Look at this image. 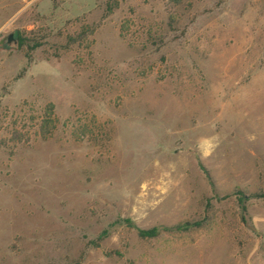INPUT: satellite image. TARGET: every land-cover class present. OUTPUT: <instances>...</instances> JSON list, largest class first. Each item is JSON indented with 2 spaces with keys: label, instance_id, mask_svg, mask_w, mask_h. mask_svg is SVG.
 Instances as JSON below:
<instances>
[{
  "label": "rangeland",
  "instance_id": "rangeland-1",
  "mask_svg": "<svg viewBox=\"0 0 264 264\" xmlns=\"http://www.w3.org/2000/svg\"><path fill=\"white\" fill-rule=\"evenodd\" d=\"M0 264H264V0H0Z\"/></svg>",
  "mask_w": 264,
  "mask_h": 264
},
{
  "label": "trees",
  "instance_id": "trees-1",
  "mask_svg": "<svg viewBox=\"0 0 264 264\" xmlns=\"http://www.w3.org/2000/svg\"><path fill=\"white\" fill-rule=\"evenodd\" d=\"M18 45L19 47L25 46L27 49L26 57L28 58L29 53L33 51L35 48L39 46V43H35L29 39L23 38L21 35H17ZM53 107L51 104H47L43 109V116L39 120V123L37 125V130L39 132V135L42 139L47 138L51 134V130L53 129L54 125V118H53ZM16 128V127H15ZM11 129L10 131V139L12 141H20L22 140V134L20 133V130L18 129ZM237 201L243 202V197L241 193H237ZM244 207L242 206V209ZM196 224H182L175 226L174 228H165V227H154L148 230H142V229H136L137 236L140 239L146 240V239H152L160 235L162 231H182L185 232L192 228ZM106 233H102V235L99 237V239Z\"/></svg>",
  "mask_w": 264,
  "mask_h": 264
},
{
  "label": "water",
  "instance_id": "water-1",
  "mask_svg": "<svg viewBox=\"0 0 264 264\" xmlns=\"http://www.w3.org/2000/svg\"><path fill=\"white\" fill-rule=\"evenodd\" d=\"M10 40V37H9V39H8V41Z\"/></svg>",
  "mask_w": 264,
  "mask_h": 264
}]
</instances>
